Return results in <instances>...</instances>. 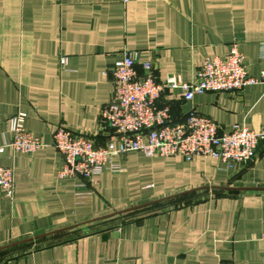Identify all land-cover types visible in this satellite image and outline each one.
<instances>
[{
  "label": "crops",
  "instance_id": "1",
  "mask_svg": "<svg viewBox=\"0 0 264 264\" xmlns=\"http://www.w3.org/2000/svg\"><path fill=\"white\" fill-rule=\"evenodd\" d=\"M234 41L259 74L264 0H0V143L18 112L44 143L2 158L15 193L0 194V264H264V140L233 168L129 151L113 157L123 171L106 169L86 186L60 177L65 160L53 141L60 126L112 139L101 111L124 51L152 61L158 80L190 82ZM159 104L176 121L196 108L222 131H264V84L192 100L168 89Z\"/></svg>",
  "mask_w": 264,
  "mask_h": 264
},
{
  "label": "built area",
  "instance_id": "2",
  "mask_svg": "<svg viewBox=\"0 0 264 264\" xmlns=\"http://www.w3.org/2000/svg\"><path fill=\"white\" fill-rule=\"evenodd\" d=\"M261 56L264 58V43ZM139 58V51L128 50L114 63L112 100L101 111V118L113 131L112 139L99 143L65 126L54 132V146L65 160L59 172L61 178H80L83 186L93 185L95 177L106 169L115 175L123 171L113 157L129 151H138L147 157L214 158L229 168L254 159L260 141L264 140V131H254L241 123L222 131L216 121L196 108L176 121L171 117L169 105L159 104L168 89H181L184 98L192 100L205 92H233L249 85L264 84V68L257 75L250 74L237 41L231 44L227 57H207L197 70L195 80L190 82L174 74L158 80L153 62ZM26 117L24 112L10 117L12 138L0 143V194L10 198L15 193V170L3 164V156L8 151L34 153L44 146L26 127ZM262 239L264 241V233Z\"/></svg>",
  "mask_w": 264,
  "mask_h": 264
},
{
  "label": "water",
  "instance_id": "3",
  "mask_svg": "<svg viewBox=\"0 0 264 264\" xmlns=\"http://www.w3.org/2000/svg\"><path fill=\"white\" fill-rule=\"evenodd\" d=\"M43 232H44L43 230L37 231L36 235L43 233Z\"/></svg>",
  "mask_w": 264,
  "mask_h": 264
}]
</instances>
